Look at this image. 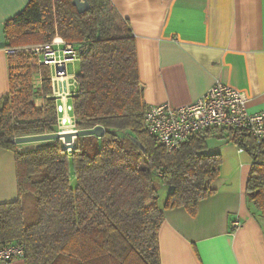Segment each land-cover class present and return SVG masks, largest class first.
Here are the masks:
<instances>
[{"label":"trees","instance_id":"obj_1","mask_svg":"<svg viewBox=\"0 0 264 264\" xmlns=\"http://www.w3.org/2000/svg\"><path fill=\"white\" fill-rule=\"evenodd\" d=\"M87 2L79 12L72 0H28L4 21L5 47L18 50L7 55L0 148L14 154L18 196L0 202V245L21 242L23 264H160L164 209L195 214L213 192L221 155L208 151L212 136L251 156L246 201L262 217L264 139L238 128H207L168 151L143 129L147 104L128 19L111 0ZM55 35L78 45L77 89L68 102L74 128L104 127L100 136L77 135L70 150L60 138L13 141L60 130L49 67L31 50ZM155 176L169 187L161 204Z\"/></svg>","mask_w":264,"mask_h":264},{"label":"crops","instance_id":"obj_2","mask_svg":"<svg viewBox=\"0 0 264 264\" xmlns=\"http://www.w3.org/2000/svg\"><path fill=\"white\" fill-rule=\"evenodd\" d=\"M27 2L0 0V96L9 88L3 24ZM111 2L133 31L147 105L193 102L220 80L246 95L249 112L264 109V0ZM207 142L208 151L221 155L213 192L195 214L164 209L160 264H264V214L255 216L245 195L252 158L225 138ZM17 196L14 154L0 148V202ZM14 261L23 264H8Z\"/></svg>","mask_w":264,"mask_h":264},{"label":"built area","instance_id":"obj_3","mask_svg":"<svg viewBox=\"0 0 264 264\" xmlns=\"http://www.w3.org/2000/svg\"><path fill=\"white\" fill-rule=\"evenodd\" d=\"M77 47L59 35L53 36L49 42L31 47L39 56L38 63L49 67L52 95L59 100V127L64 125L63 118L67 117L72 130L77 129L74 128L75 119L70 114L71 105L66 99L76 92L77 80L75 73L67 72V64L78 59ZM17 50L6 48V53L13 55ZM70 77L72 80L67 81ZM246 103L247 98L242 91L216 80L193 102L178 106H172L166 101L147 105L143 112V129L168 151L179 147L191 134L207 128H238L250 133L256 140H263L264 109L249 112ZM72 146L66 148L70 150ZM232 223L238 224L235 220ZM23 254L24 245L21 242L2 244L0 264H8Z\"/></svg>","mask_w":264,"mask_h":264},{"label":"water","instance_id":"obj_4","mask_svg":"<svg viewBox=\"0 0 264 264\" xmlns=\"http://www.w3.org/2000/svg\"><path fill=\"white\" fill-rule=\"evenodd\" d=\"M73 5L79 12H83L89 8V3L87 0H72ZM69 122L68 118H63V123L67 124ZM104 132V127L102 125H96L90 129H79V130H72V132H53V133H45V134H36V135H28V136H21L14 138V142H27V141H37V140H45L51 138H60L63 139L65 146L69 148L73 145V136L76 137L77 135H96L100 136ZM133 141L141 148L144 149V146L141 142L135 138Z\"/></svg>","mask_w":264,"mask_h":264},{"label":"rangeland","instance_id":"obj_5","mask_svg":"<svg viewBox=\"0 0 264 264\" xmlns=\"http://www.w3.org/2000/svg\"><path fill=\"white\" fill-rule=\"evenodd\" d=\"M78 70H79V60L78 59H75L72 62H68V64H67V72L69 74H72V73L77 74L78 73ZM71 80H72V78L70 77L67 81H71ZM38 81L39 80H38L37 76H35V82L38 83ZM37 101H38V99H37ZM68 123L67 124H64V125L61 124L62 126L59 127V129L62 128L61 130H66L65 129V126H68L69 127L67 129H71V126ZM73 140H75V137L74 136H73ZM62 142H63V139H62ZM63 144H65V143L63 142ZM153 180H154V184L156 185L157 190H158V196H159L158 202H159V204H161L162 201L165 198L166 193L168 192L169 187L166 184H163L161 182V180L159 178H157L156 176L153 178ZM30 206H31V203L30 202H25V207L26 208H29ZM16 260H19V262H21L22 259L20 257V258H16ZM14 262L15 263H13V264H18V263H16L18 261H14Z\"/></svg>","mask_w":264,"mask_h":264},{"label":"bare ground","instance_id":"obj_6","mask_svg":"<svg viewBox=\"0 0 264 264\" xmlns=\"http://www.w3.org/2000/svg\"><path fill=\"white\" fill-rule=\"evenodd\" d=\"M67 128H69L68 126H65V129L66 130H62V131H60V132H72V129H67Z\"/></svg>","mask_w":264,"mask_h":264}]
</instances>
